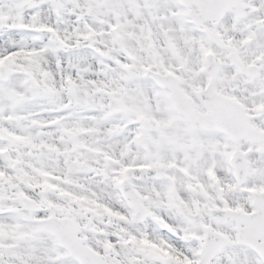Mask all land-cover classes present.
Wrapping results in <instances>:
<instances>
[{"label": "snow or ice", "instance_id": "obj_1", "mask_svg": "<svg viewBox=\"0 0 264 264\" xmlns=\"http://www.w3.org/2000/svg\"><path fill=\"white\" fill-rule=\"evenodd\" d=\"M0 264H264V0H0Z\"/></svg>", "mask_w": 264, "mask_h": 264}]
</instances>
